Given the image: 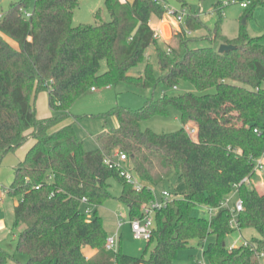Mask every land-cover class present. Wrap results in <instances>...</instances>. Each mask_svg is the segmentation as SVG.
Listing matches in <instances>:
<instances>
[{
	"label": "trees",
	"instance_id": "trees-1",
	"mask_svg": "<svg viewBox=\"0 0 264 264\" xmlns=\"http://www.w3.org/2000/svg\"><path fill=\"white\" fill-rule=\"evenodd\" d=\"M104 1L111 20L98 12L96 25H73L79 0H36L33 7L30 0H16L0 17V165L34 140L8 188L16 197L14 223L24 224L17 252L28 257L25 264H176L191 239L202 242L213 234L216 240L204 250L210 264H262L258 254L264 252V193L241 181L252 179L256 160L264 157V32L253 36L242 27L234 39L223 35L224 5L219 0L215 8L221 17L210 45H194L202 39L188 33L203 22L190 13L175 35L176 45H164L150 22L153 16L163 17L165 1L170 0ZM250 1L247 7L254 6L247 17L256 5ZM223 43L238 48L220 53ZM151 45L160 76L151 62L143 74L131 75ZM182 81L200 91L215 87L216 92L165 91L158 98L148 97L137 110L114 107L100 115L106 130L96 136L98 146L91 150L78 137L74 122L56 129L93 88L127 82L155 90L160 83L176 88ZM43 91L55 114L40 118L34 101ZM172 107L180 113L181 129L157 133L143 128V121L168 115ZM109 117L116 119L113 127L107 124ZM117 151L127 155L122 167L139 178L141 190L121 167L106 162L115 161ZM154 159L166 169L164 176L174 178L169 189L178 197L157 211L151 256L125 254L120 245L118 251L107 249L103 218L97 209L87 218L82 204L99 206L112 198L109 181L115 178L123 187L119 199L128 205L131 219L141 217L142 205L154 199L151 187L163 179L153 173ZM233 192L244 203L239 229H254L258 236L230 248L226 237L237 229L230 224L231 208L223 203ZM197 206L217 210L198 217L193 214ZM85 246L97 250L96 255L88 257ZM9 260L16 261L15 255L0 246V264Z\"/></svg>",
	"mask_w": 264,
	"mask_h": 264
},
{
	"label": "rangeland",
	"instance_id": "rangeland-1",
	"mask_svg": "<svg viewBox=\"0 0 264 264\" xmlns=\"http://www.w3.org/2000/svg\"><path fill=\"white\" fill-rule=\"evenodd\" d=\"M14 1L16 0H0V15H2ZM35 1L36 0H30L31 7L35 4ZM218 1L219 0H187L186 3L183 4L177 0H170L165 1V5L166 7H175L176 9L185 8L188 14H197L203 22V25L196 31H189L188 34L191 36H198L202 39L194 44L195 46H208L211 44L209 39L215 37L217 22L221 17L215 8ZM236 1L237 2L223 6L221 33L228 38H233L239 35L242 27H245L250 35L256 36L262 34L264 32V0H252L254 3L256 2V5L254 8V14L251 17H247L246 14L254 5L246 8L241 5V0ZM218 7H220V5H218ZM98 12L101 13L102 18L105 21L111 20V14L107 9L104 0H79V5L74 10L73 25L98 24ZM153 23L155 22L151 19L150 24ZM153 25H151V27ZM180 30H182V26L179 30H175L172 33L168 30V35H166L167 37H165V39H163L160 31H158L159 33H156L160 42L164 45H176L175 35ZM161 38L164 41H162ZM8 39L17 46L12 39ZM148 62L153 64L156 75L160 76L161 69L154 45H151L148 48L145 60L131 68L129 73L135 76L143 74ZM106 69L107 63L104 61L103 70ZM165 91L171 95L184 94L187 92L206 94L215 93L216 88L212 87L200 91L190 81H182L176 88H168L163 83H160L158 87L153 90L150 88L135 86L127 82H121L113 87L97 89L96 91L92 90L87 95L78 99L70 109L76 133L78 137L84 141L87 149H95L98 146L96 136L103 131L105 125V120L101 118L100 115L117 106L133 110L140 109L144 106L148 97L153 96L158 98L162 96ZM41 101L42 98H40L39 94L34 102L37 107V112L42 115V109L39 110L40 112L38 111V104ZM262 119L264 122V115L262 116ZM116 123L114 117H109L107 120L109 127H113ZM142 126L143 128H151L157 133H171L181 129L183 123L179 111L172 107L168 115H154L143 121ZM190 126L191 125L189 124L187 128L190 129ZM18 161L17 154L10 153L0 165V220L3 219L6 221L7 226L5 230L0 231V246L15 255L16 258V261L9 260L8 264H25L28 260V257L25 254L19 253L16 250L17 237L20 231L24 228V224L15 225L14 223L16 197L8 191V188L13 181L14 167L17 166ZM152 170L154 174L163 176V179L155 187L157 196H161L162 190L169 189L171 181L174 180V178L170 180L167 176H164L166 174V169L162 167L157 159H154L153 161ZM261 181H264V168L256 171L252 177V181H250V186L259 185ZM109 183L110 192L113 197L107 199L99 206L83 203L81 206L82 211L86 214L87 218H92L97 209L98 214L103 218V223L108 235L115 236L118 234L119 245L125 254L132 256H145L149 258L156 246V241L149 244L148 240L138 239L134 236L129 207L119 199L123 187L115 178L110 179ZM238 198V194L234 193L232 204H234ZM193 214L198 217L210 216L208 210L202 206L195 207ZM255 235L257 236V234ZM215 240L216 236L213 234L209 235L202 242L197 238L191 239L189 245L179 251L176 264H210L204 255V250ZM225 243L230 248L234 246L237 247L245 243V238L239 231H235L226 237ZM84 249L86 251L91 250L89 246H85ZM17 260L20 261V263H18ZM261 263L264 264V256L261 258Z\"/></svg>",
	"mask_w": 264,
	"mask_h": 264
},
{
	"label": "built area",
	"instance_id": "built-area-1",
	"mask_svg": "<svg viewBox=\"0 0 264 264\" xmlns=\"http://www.w3.org/2000/svg\"><path fill=\"white\" fill-rule=\"evenodd\" d=\"M222 4L229 5L230 3L237 2L236 0H220ZM250 0H245L240 2L243 7H247L250 4ZM166 12L163 15L164 18L168 19H174V21L178 24V26H182L183 22L185 21V18L187 16V10L185 8L181 9H176L175 7H166ZM30 15V13H28ZM1 17V15H0ZM157 35V33H156ZM158 36V35H157ZM95 90V88H93ZM190 131L194 132L195 128L191 127L189 129ZM255 132H259L258 129H255ZM115 161L112 162L110 158L106 160L107 163L110 164V166L118 165L119 167L122 168V174L126 175L128 178V181L132 183L135 188L138 190H141L143 188V183L139 180V178L130 170L126 169L125 167V161L127 160V155L123 152L117 151L114 154ZM264 168V161L263 158L257 159L256 160V170L258 169H263ZM250 179L248 177L244 178L241 183L243 182H248L250 183ZM240 183V184H241ZM236 184V188L240 185ZM153 192H154V199L151 200L148 203H144L142 205V215L141 217L131 219V225H132V230L134 233V236L138 239H144V240H151L153 237V232L155 229V219H156V214L157 211L167 207L173 201L175 200L176 197H178L176 194H174L170 189H163L161 192V196H157L155 187H151ZM237 192H233L230 194L227 198L226 201L223 203V206H228L231 208L232 216L230 219V224L233 228H236L237 231H239V223H238V214L240 211L243 210L244 208V203L242 198H238V200L232 204V198L233 194ZM85 200V199H84ZM208 210L209 214L214 213L217 208H209V207H204ZM247 243V241H245ZM107 249L112 250V251H118L119 249V238L118 234L115 236H108L107 238ZM235 247V246H234ZM259 258L261 259L264 256V252H260L258 254ZM113 264H116L114 262Z\"/></svg>",
	"mask_w": 264,
	"mask_h": 264
},
{
	"label": "crops",
	"instance_id": "crops-1",
	"mask_svg": "<svg viewBox=\"0 0 264 264\" xmlns=\"http://www.w3.org/2000/svg\"><path fill=\"white\" fill-rule=\"evenodd\" d=\"M155 17L156 16L152 17V21L155 22L153 24H155V25H153V24H151V25H153L152 27H153V29L156 32L160 31V34L162 35L163 39H165V37H167L166 35H168L167 34V29H169V32L171 31V33H172L175 30H179L180 27H181V26H178V24L174 21V19H168V18H164L163 19V18H160V17H156V18ZM234 38H236V37H233V38H230V39H234ZM161 40H162V38H161ZM162 41H164V40H162ZM96 90L97 89H95L94 91H96ZM40 98H42V101L40 102L41 104L40 103L38 104V111L40 109H42L43 114L41 115L40 113H38V116L40 118H45V117H50V116L54 115L55 114L54 111L49 106V95H48V92L47 91L41 92L40 93ZM70 122H72V118H69V119L65 120L64 122H62L60 125H58L56 127V129L61 127V126H63V125H66V124H68ZM104 130H106L105 126H104L103 131ZM33 143H34V140L33 139H29L28 142L26 144H24L21 148H19L15 152H12V153H16L17 156H18V160L19 161H18L17 165L19 164V162L21 160L24 159L25 155L27 154L29 148L33 145ZM263 161H264V157H263ZM15 167H14V170H15ZM13 178H14V176H13ZM251 181H252V179H251ZM255 186L258 188V190L261 193H264V181H261V183L259 185H255ZM15 204H16V202H15ZM6 227H7L6 226V221H4L3 219L0 220V231L5 230ZM239 232L243 235V237L245 238V241L248 240V239H251L252 237H255L256 236L255 234H257V236H258V232L256 230H254V229H244V230H239ZM84 251H85V253L87 254L88 257H93L97 253V250L92 249V248L89 251H86L84 249Z\"/></svg>",
	"mask_w": 264,
	"mask_h": 264
},
{
	"label": "water",
	"instance_id": "water-1",
	"mask_svg": "<svg viewBox=\"0 0 264 264\" xmlns=\"http://www.w3.org/2000/svg\"><path fill=\"white\" fill-rule=\"evenodd\" d=\"M237 48H238V46L235 45V44L223 43V44H221L220 47H219V52H220V53H223V52H230L231 50H235V49H237ZM225 245H226V243H225Z\"/></svg>",
	"mask_w": 264,
	"mask_h": 264
},
{
	"label": "bare ground",
	"instance_id": "bare-ground-1",
	"mask_svg": "<svg viewBox=\"0 0 264 264\" xmlns=\"http://www.w3.org/2000/svg\"><path fill=\"white\" fill-rule=\"evenodd\" d=\"M168 30H169V29H167V33H168Z\"/></svg>",
	"mask_w": 264,
	"mask_h": 264
}]
</instances>
